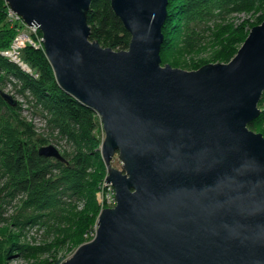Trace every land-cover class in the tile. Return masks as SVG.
I'll return each instance as SVG.
<instances>
[{"label":"water","instance_id":"95a60500","mask_svg":"<svg viewBox=\"0 0 264 264\" xmlns=\"http://www.w3.org/2000/svg\"><path fill=\"white\" fill-rule=\"evenodd\" d=\"M5 1L39 27L59 86L105 132L116 205L61 264H264V135L249 127L261 114L264 21L229 62L185 70L162 64L169 0H111L126 50L91 40L92 0ZM39 154L66 161L53 145Z\"/></svg>","mask_w":264,"mask_h":264},{"label":"trees","instance_id":"16d2710c","mask_svg":"<svg viewBox=\"0 0 264 264\" xmlns=\"http://www.w3.org/2000/svg\"><path fill=\"white\" fill-rule=\"evenodd\" d=\"M1 2L6 7H0V50L10 45L18 29L22 27L21 23L8 20L9 6L5 0ZM254 10L255 13L263 12L264 0H169L161 57L164 56L168 43L165 35L169 33L175 39L179 38L178 45L184 50L212 46L214 55L211 61L229 62L250 29L263 22V17L258 16L252 21L242 20L236 24L229 17L232 14H248ZM88 24L91 28V40H98L102 46L115 50L129 48L131 35L112 9L111 0H92ZM23 56L34 74H38L37 77L26 73L0 54V171L14 192L22 196L30 195L24 206L37 209L40 217L47 215L55 233L65 232V238H59L54 246L68 241L79 242L96 222L99 214L97 203H91L84 212L77 215V219L70 217L67 210L69 202L64 198L72 197H61L58 194L60 191L54 188V158L41 156L32 140V134L20 131L22 121L18 117L17 107L2 96L1 87L9 75L16 76L23 81L25 89L34 91L40 101L53 112L58 127L88 144L94 143L95 117L100 121L99 115L61 89L44 49L28 45L23 50ZM258 105L261 114L249 127L252 130L259 128L264 133V92ZM69 124L74 130H71ZM95 155L91 148L75 162L59 160L64 166L67 190L72 191V194L77 193L79 197H83L87 192V169L91 168ZM62 262V259H58L53 264Z\"/></svg>","mask_w":264,"mask_h":264},{"label":"rangeland","instance_id":"374dc122","mask_svg":"<svg viewBox=\"0 0 264 264\" xmlns=\"http://www.w3.org/2000/svg\"><path fill=\"white\" fill-rule=\"evenodd\" d=\"M1 1L0 7L5 9L6 6ZM258 16H262L264 21V11L255 13V10L248 14H232L229 19L238 24L242 20L252 21ZM168 30H170V27H168ZM165 36L168 43L162 57L163 65L168 63L173 67L196 70L207 63H216L211 61L214 55L212 46L198 50H184L178 45L179 38L175 39L169 33ZM192 64L196 65L193 66ZM1 90L16 100L17 114L22 121L20 131L23 134L25 132L32 134V140L36 148L40 149L44 146L53 145L68 163L75 162L78 157H83L82 155L89 152L91 148L94 149L96 158L91 168L87 169V192L83 197H79L77 193L72 194V191L67 190L63 173L64 166L59 160L52 159L55 165L52 177L54 188L60 191L59 196L72 197L64 198L69 202L67 210L70 217L74 220L77 219V215H80L82 211L84 212L93 202L97 203L99 214L104 208L115 206L114 188L105 181L108 174L102 157L105 132L100 116V121L95 117L97 122L93 130L94 143L88 144L79 137H74L58 127L53 112L40 101L34 91L28 88L25 89L23 81L16 76L9 75ZM69 125L72 130V125ZM262 127L264 128L263 125ZM254 131L261 132L262 130L256 128ZM118 155L117 152L112 160V165L116 169L123 170V162ZM29 197L30 195L22 196L14 192V189L9 187L7 180L0 171V264H53L58 259L65 261L74 254L81 244L89 242L95 237L99 214L95 224L81 241H68L54 246L59 238H65V232L58 231V233H55L50 227L52 221H48L50 218L47 215L43 214L40 217L37 209L24 206V202Z\"/></svg>","mask_w":264,"mask_h":264},{"label":"built area","instance_id":"2783aa9c","mask_svg":"<svg viewBox=\"0 0 264 264\" xmlns=\"http://www.w3.org/2000/svg\"><path fill=\"white\" fill-rule=\"evenodd\" d=\"M8 20L14 23H21L22 27L18 29V32L11 41L10 45L0 50V54L16 63L25 72L33 74L37 77L38 74H34L32 68L25 61L23 50L28 45L44 49V38L41 30L37 26L27 25L17 13L10 9V7L8 8Z\"/></svg>","mask_w":264,"mask_h":264}]
</instances>
